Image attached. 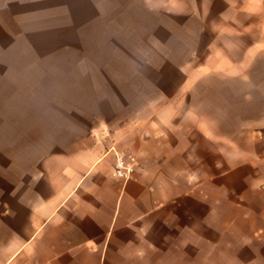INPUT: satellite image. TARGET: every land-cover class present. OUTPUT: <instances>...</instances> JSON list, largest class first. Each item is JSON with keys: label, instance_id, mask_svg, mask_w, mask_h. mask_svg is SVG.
Here are the masks:
<instances>
[{"label": "crops", "instance_id": "crops-1", "mask_svg": "<svg viewBox=\"0 0 264 264\" xmlns=\"http://www.w3.org/2000/svg\"><path fill=\"white\" fill-rule=\"evenodd\" d=\"M153 1L191 51L113 136L136 171L115 177L98 138L44 159L35 231L1 264H264V0Z\"/></svg>", "mask_w": 264, "mask_h": 264}, {"label": "rangeland", "instance_id": "rangeland-1", "mask_svg": "<svg viewBox=\"0 0 264 264\" xmlns=\"http://www.w3.org/2000/svg\"><path fill=\"white\" fill-rule=\"evenodd\" d=\"M160 4L0 2V264L35 231L28 214L45 186L42 161L97 138L105 152L135 156L113 136L180 84L191 50L180 34L183 18L159 12ZM199 39L187 46L200 47Z\"/></svg>", "mask_w": 264, "mask_h": 264}, {"label": "built area", "instance_id": "built-area-1", "mask_svg": "<svg viewBox=\"0 0 264 264\" xmlns=\"http://www.w3.org/2000/svg\"><path fill=\"white\" fill-rule=\"evenodd\" d=\"M106 153H113L115 156L113 175L124 181L130 180L138 167L137 158L133 155L120 153L114 147L109 148Z\"/></svg>", "mask_w": 264, "mask_h": 264}]
</instances>
